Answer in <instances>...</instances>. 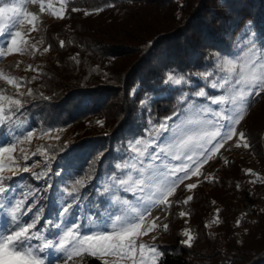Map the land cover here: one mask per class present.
<instances>
[{
  "label": "trees",
  "instance_id": "1",
  "mask_svg": "<svg viewBox=\"0 0 264 264\" xmlns=\"http://www.w3.org/2000/svg\"><path fill=\"white\" fill-rule=\"evenodd\" d=\"M185 1L68 0L62 15L69 26L54 31L47 43L59 56L57 63L66 70L59 69V74L54 76L50 64L53 72L47 70L41 75L44 92L56 94L59 99L65 95L68 101L73 96L82 99V103L78 102L82 107L73 106L68 114L87 113L88 106L96 107L111 91L109 85H123V107L112 112L109 123L100 129L105 134L101 137L103 142L109 143L117 159L124 150L115 151L116 136L132 126L139 101L150 97V114L160 119L179 105L180 87L165 85L162 80L166 73L208 69L209 56L204 51L226 47L227 30L235 35L246 22H251L260 39L264 37V0H224L229 5L227 14L214 4L222 0H192L189 7L184 6ZM119 12L123 17L117 15ZM60 41H64V47L59 46ZM94 51L100 64L89 73L83 56ZM254 101L250 105L253 111L242 128L253 160L227 157L216 166L211 178L193 191L192 200L184 204L193 237L191 249L202 251L206 264H264V175L251 176L248 171L250 163L264 170V92ZM72 165L57 161L60 175L66 176ZM100 169L99 176L103 172ZM53 185L44 217L54 218L61 228L74 224L80 211L83 213L79 219L83 221L107 207L103 193L92 192L88 198L78 195L70 202V196L61 191L62 184L53 180ZM69 203L72 208L65 219L61 210ZM211 215L210 232L205 230V221ZM195 255L193 250L178 246L163 250L156 264H194ZM85 264L104 263L89 257Z\"/></svg>",
  "mask_w": 264,
  "mask_h": 264
},
{
  "label": "rangeland",
  "instance_id": "2",
  "mask_svg": "<svg viewBox=\"0 0 264 264\" xmlns=\"http://www.w3.org/2000/svg\"><path fill=\"white\" fill-rule=\"evenodd\" d=\"M67 1L68 0H36L35 3L15 5L24 12L32 14L25 16L23 18V23L15 29V31L22 33L26 43L20 46L22 51L19 52L13 51L9 53L7 49H4L5 55L0 59V97L10 98L12 100L19 99L23 105L22 108L18 110L14 109L9 112L8 109L10 105L8 99H0V106L5 110L2 115L11 117V123H8L7 120L4 121L6 125V127L2 129L5 133L4 138L6 141L11 139L8 134L9 129L17 136H20L21 132H27L29 130L34 133L30 141L23 139V137H21V140L18 142L12 141L16 145L15 150L10 154H5L0 163H3L5 167L3 175L12 176V180L8 182L12 187V191L8 194L9 200L13 196H15L16 199H20L22 192L35 193L34 196L29 195L27 198L25 208L31 207L32 211L26 213L24 219L30 220L37 209L41 212V219L37 224V229L42 237H46L48 241L55 245L40 253L45 264H85L89 257H93L91 255H81L69 261L65 259V254L58 250L59 245L56 244V242L61 239L66 227L61 228V225L58 221H55L54 218L49 219L48 217H44L45 207L48 206V201L55 188L53 180L54 183L58 180V183L60 182V184H62L60 188L66 197L70 196L68 192H71V188L77 180L84 181V185L79 187V190L72 194L76 198L78 195L88 198L92 192L94 194H104L105 197L103 198L107 199L106 209H102L99 213L95 211L90 218L83 221L79 219L82 217V211H80L78 220L74 223L81 225V234L92 235L95 229L91 226L95 224H104L109 214L116 212L119 207L111 202L110 193L104 192V188H111L114 179L129 181V184L126 186L132 190L124 192L123 189H121L119 195L121 200H127L131 205H135L141 195L147 199L151 196L152 191H155L154 188L151 191L146 188L144 192L134 194L136 185L131 183L133 180H137L138 182V169L144 171L145 169H149L150 166L160 164V161L146 159L143 165H141L140 160L143 158L136 156L130 150L132 147H139L141 149L145 147V144L150 139L149 129L152 124L159 123L166 117H173V119L169 121L171 131L164 134L163 137L158 138L156 141L159 144L167 145L172 141L173 136L178 130H195L199 126L198 122L210 119L208 113L200 112L198 109L207 107L215 108L216 106L210 105L207 100L193 96L192 93L194 90L204 87L210 95L217 96L222 90L212 89L207 86V82L202 81L196 74L206 71L213 72L214 76L210 77L209 80L218 81L219 77L224 75V73H220L215 67L217 60L229 57L235 63L227 65L226 67H234L238 71H242L244 69V64L252 57V53L246 50L247 40L245 39L247 32L252 30L250 28L251 26L247 24L243 25L241 30L235 35H233V33L229 34L230 30L228 29V37H224L227 39L224 45L226 47H218L217 50L213 51L210 49L204 51V53L209 56V68L202 71L191 70V73H185L189 75L190 78L194 76L191 78L194 83L191 86H182L178 89L179 105L176 109H172L166 117L160 119L159 116L155 117V115L150 114V97L145 96L142 100L144 102L143 104L141 103L142 101H139L136 105V113H138V115L135 113V116L132 118V126H128L123 132H118L116 136L115 141L117 145L114 148L115 151H118L120 148L124 150L122 153H120L121 151L119 152L122 155L119 157L120 159H117L114 157L116 153L114 152L113 154V151L111 152L109 143L103 142L101 137L105 134L100 129L102 125L109 123L112 112L120 109V106L123 107V85L108 84L112 89L105 94V97L102 99L103 101H99L96 107L88 106V112L83 114L80 112L67 113L73 106L82 107V99L79 100L73 96L71 100L68 101L65 100V95L59 99L56 94L47 95V93L44 92V79L41 75L44 76L47 70L52 71L51 65L54 67V76L59 74V69H62V71L66 70L64 65L62 66L60 63H57L56 58H59V56L53 53L47 43L54 31L61 28L64 29V26H69L65 23L63 18H59L65 10V3ZM191 2L192 0H186L184 6L189 7ZM214 4H217V7L222 12L227 14L228 11L229 13V5L225 3L224 0L214 2ZM117 15L123 17L121 12ZM12 16V13H8L3 18H0V28L5 32L11 24L9 17ZM32 16H35L34 21H32ZM30 21L32 22L30 23ZM7 40L8 36H3L0 38V44H3ZM256 42L261 49H264V37L260 39V37L256 35ZM45 49H49V51L46 52ZM257 54L260 53L257 52ZM94 56L95 60H92ZM96 56L99 55L95 51L83 56L89 73L91 70L93 71L94 66L96 67L100 64L97 62ZM29 66H32V68L30 69ZM104 84L106 85L105 82ZM30 89L31 95L28 94ZM183 92H189L188 94L190 95H188V99H182ZM45 97H47V99ZM256 98L257 95H253L249 98L248 110L245 118L237 127L238 132L242 131L244 124L248 121L247 119L253 111L250 105L255 102L254 100ZM79 101L81 102L80 104L78 103ZM220 107L224 108L226 106L221 104ZM102 115L104 116L102 117ZM71 116H73L72 119H68L71 118ZM98 121H102V124L97 123ZM50 129H57L58 131H49L47 134L42 135L43 130ZM88 133L94 135L89 136ZM86 134L89 138L83 140L84 137H87ZM56 137H59V139ZM135 140H141L142 143L137 146L132 143ZM238 142L240 143L239 147H237ZM243 144L244 141H238V137H234L232 140L227 141L223 147L213 154V157L209 159L207 163L199 167V175H193L177 187L175 193L169 197L170 207H167L164 211L157 212L145 222L150 225L152 220L156 216H159L157 223L167 224L169 226L168 231H163L162 228H159L149 231L147 234L135 237L129 236L128 239L136 240L137 248L135 252L129 251L128 255L105 253L102 254V257L96 256L93 258L98 259L104 264L105 262L106 264H132V260L129 259V256H131L136 259L137 264H140L143 256L147 264H152L149 259L151 253L148 251V248L146 247L141 250L139 244L153 246L159 253H162L163 250L175 249L178 246H182L193 250L196 254L195 256L197 259L195 260L197 261L193 260L194 264H206L203 263L202 251L199 252L194 247V249H191L192 246L189 247L181 243V241L188 239V237L182 235V232L190 230L188 214L182 217L179 215L181 212L187 213L183 201L187 197L192 196L193 191L201 186L205 180L210 179L216 166L225 161L227 157H242L245 158L247 162L252 161L253 157L248 152V147H244ZM4 146H7V144ZM153 146L154 145L149 146L148 150L151 151ZM155 151L159 152V147H156ZM100 153H103V155L100 156ZM9 155L18 162L19 167L13 164L12 160L8 158ZM25 155L28 157L26 161L23 159ZM48 158H51L50 163ZM57 161L73 163L71 171L66 176L60 175L61 169L57 167ZM164 163L174 165L188 163V161L183 158L177 161L171 157H167L164 158ZM25 164L31 166L29 172H22L21 169ZM117 164L121 165L120 169L116 168ZM9 167H11V171L8 170ZM100 167H102L103 172L99 176ZM248 170H251V176H253V173L264 175V170H261L253 163H250ZM13 172H18L19 174L13 176ZM36 173L42 174L40 179L34 177ZM61 176H63V178ZM145 178H147V173H145ZM193 183L197 184L195 189L189 190L185 187L187 184ZM98 190H100V192ZM70 199L72 200L70 202L74 201L72 196H70ZM5 203L8 206L4 209H0V230H3L5 235H11L14 224L10 223L8 213L12 205L8 203V200H6ZM102 208L104 207L102 206ZM79 209L82 210V205L79 206ZM244 211L246 212L247 208H245ZM212 216L213 215L208 216L205 221V230L210 232L213 228L211 224ZM56 225H59V228H57ZM143 231L144 226L141 227V232ZM44 242V239L33 240L31 244L35 247L37 245H42ZM67 244H71V239L67 241ZM158 257H155L156 262ZM0 264H4V261H0ZM9 264H20V262L13 260L10 261Z\"/></svg>",
  "mask_w": 264,
  "mask_h": 264
},
{
  "label": "snow or ice",
  "instance_id": "3",
  "mask_svg": "<svg viewBox=\"0 0 264 264\" xmlns=\"http://www.w3.org/2000/svg\"><path fill=\"white\" fill-rule=\"evenodd\" d=\"M36 0H0V18H3L6 14L12 13L13 16L9 17L11 24L8 30L5 32L0 28V38L8 36V40L3 44H0V59L5 55L4 49L7 51L19 52L22 51L21 45L25 44L22 33L15 31L20 24L23 23V18L30 13L24 12L21 8L16 7L17 4L35 3ZM43 7V6H42ZM73 11H79V9L73 8ZM103 9H97L96 11H102ZM90 12H85V15H90ZM59 18H63L61 15ZM35 20V16H32V21ZM30 21V23L32 22ZM251 26V22H246ZM252 30L247 32L245 39L247 40L246 50L252 53V57L244 64V69L238 71L234 67H226L232 65L235 62L229 57H224L221 60H217L215 67L220 73H224L219 77L218 81H210L209 78L214 76L213 72L197 73L196 75L202 80L207 82V86L212 89H221V93L217 96H212L208 93L206 88L201 87L193 91L192 95L195 97L207 100L210 105H215V108L207 107L198 109L200 112H206L210 115V119H206L198 122L199 126L195 130H178L173 136L171 142L167 145L159 144L156 141L158 138L164 136V134L171 131L169 121L173 117H166L159 123H154L149 129L150 139L145 144L143 149L139 147H132L130 150L138 157H142L140 160L143 165L144 160L151 159L153 161H160L159 165L150 166L149 169L144 171L137 170L139 173L137 180L131 181L135 184V193H142L147 188L151 191V196L147 199L143 195L137 200L135 205H131L127 200H121L119 195L121 189L124 192L131 191L132 189L127 187L129 181L124 179L116 180L111 188H104L105 193H110L111 202L114 205H118L116 212L110 213L107 221L104 224L92 225L95 230L92 235H84L80 233V224L68 225L62 234L60 240L56 242L59 245L58 250L65 254V259L71 261L74 257L81 255H91L93 257L101 256L105 253L128 255L129 251L135 252L137 248L135 239H128L129 236L135 237L138 235L147 234L149 231H153L162 228L163 231H168L169 226L167 224L157 223L159 216H156L150 225L146 224V220L152 216L154 209L164 211L167 207H170L169 197L172 196L177 187L183 183L186 179L191 178L193 175H199V167L202 164L208 162L213 157V154L217 152L224 144L232 140L234 137H238V141H244V147H250L247 143L245 134L241 131H237V127L241 121L245 118L248 110V100L253 95H260L264 92V49H261L256 42V32L254 26H251ZM60 47H64V41L59 42ZM50 47V46H49ZM49 51V49H45ZM259 52L260 54H257ZM75 59V58H74ZM79 64V60H76ZM31 69L32 66H29ZM162 82L165 85L182 87L191 86L194 82L187 74H180L175 72H168L165 74ZM226 93V94H225ZM31 95V89L29 90ZM47 99V97H45ZM0 99H8L9 109L11 112L14 109H20L23 107L21 100L0 97ZM182 99H188V93H182ZM144 103L143 101L141 102ZM223 104L226 107L221 108ZM5 112L4 108L0 106V161L3 160L5 154H10L15 150V143L12 141H20L21 137L25 140H31L33 131L21 132L20 136L15 135L11 129H9L10 140L6 141L3 132V127H6L4 121L7 120L11 123V117L2 115ZM97 123L102 124V121ZM49 131H58L57 129L43 130V134H47ZM59 139V137H56ZM132 143L140 145L141 140H135ZM7 144V146H4ZM154 145L152 150L149 151L148 147ZM240 143H237V147ZM159 147V152L155 151V148ZM100 156L103 153L99 154ZM171 157L174 160H181L182 158L188 161V163H180L169 165L164 163V158ZM198 157V159H197ZM12 160L13 164L19 167L16 160L11 155L8 156ZM23 159L26 161L28 157L25 155ZM49 163L51 158H48ZM31 166L25 164L22 167V172H29ZM117 169L121 168L120 164L116 165ZM11 171V167L8 169ZM251 171V170H248ZM5 167L3 163H0V209L6 208L11 204L9 210L10 223L14 224L11 235H5L3 230H0V261H4V264H9L10 261L16 260L20 264H45L44 259L40 256V253L46 249L54 247L55 245L48 241L46 237H42L37 229V224L41 219V212L39 209L33 214L30 220H25L24 215L31 212V207L25 208V203L29 195H35L34 192L21 193V198L16 199L13 196L10 200L8 194L12 191L11 184L8 182L12 180V176H5ZM147 173V178H145ZM18 172H13V176L18 175ZM41 173L34 174L36 179L41 178ZM84 185V181L77 180L71 188V192L68 195L72 196L73 200L76 197L72 195L79 190V187ZM187 189H195L196 183L187 184ZM67 191V190H66ZM192 200V197H187L183 203L187 204ZM163 206V207H162ZM72 204H67L62 208V214L67 219L70 214ZM187 213L181 212L179 215L182 217ZM51 223V222H49ZM219 223V220L216 221ZM239 223V221L237 222ZM144 226V231L141 232V227ZM59 228V225H56ZM182 235L188 237L187 240L181 241L191 247V241L193 237L189 231H183ZM44 239L45 242L42 245L32 246L31 241ZM71 239V244L68 245L67 241ZM148 248L151 253L149 259L152 264H156L155 257L162 255L153 246H146L139 244L141 250ZM132 260V264H137L135 258L129 256ZM106 264V262H105ZM140 264H147V261L141 258Z\"/></svg>",
  "mask_w": 264,
  "mask_h": 264
},
{
  "label": "built area",
  "instance_id": "4",
  "mask_svg": "<svg viewBox=\"0 0 264 264\" xmlns=\"http://www.w3.org/2000/svg\"><path fill=\"white\" fill-rule=\"evenodd\" d=\"M160 210L159 209H154L153 210V214H152V216H154L157 212H159Z\"/></svg>",
  "mask_w": 264,
  "mask_h": 264
}]
</instances>
